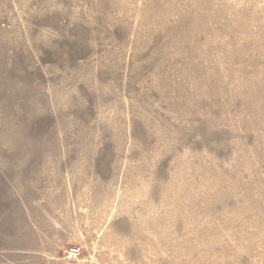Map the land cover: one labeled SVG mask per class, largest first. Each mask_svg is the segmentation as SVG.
<instances>
[{
    "label": "rangeland",
    "instance_id": "1",
    "mask_svg": "<svg viewBox=\"0 0 264 264\" xmlns=\"http://www.w3.org/2000/svg\"><path fill=\"white\" fill-rule=\"evenodd\" d=\"M31 263L264 264V0H0V264Z\"/></svg>",
    "mask_w": 264,
    "mask_h": 264
},
{
    "label": "built area",
    "instance_id": "2",
    "mask_svg": "<svg viewBox=\"0 0 264 264\" xmlns=\"http://www.w3.org/2000/svg\"><path fill=\"white\" fill-rule=\"evenodd\" d=\"M79 251H80V248H72L70 250V255L76 256L79 253Z\"/></svg>",
    "mask_w": 264,
    "mask_h": 264
},
{
    "label": "crops",
    "instance_id": "3",
    "mask_svg": "<svg viewBox=\"0 0 264 264\" xmlns=\"http://www.w3.org/2000/svg\"><path fill=\"white\" fill-rule=\"evenodd\" d=\"M31 264H36V263H31Z\"/></svg>",
    "mask_w": 264,
    "mask_h": 264
}]
</instances>
